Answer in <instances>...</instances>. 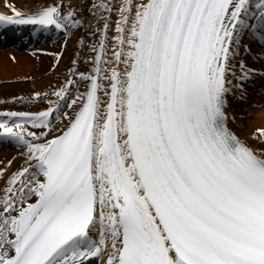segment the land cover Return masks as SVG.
Returning <instances> with one entry per match:
<instances>
[{
  "label": "snow or ice",
  "instance_id": "6c2138e0",
  "mask_svg": "<svg viewBox=\"0 0 264 264\" xmlns=\"http://www.w3.org/2000/svg\"><path fill=\"white\" fill-rule=\"evenodd\" d=\"M5 6L63 39L46 85L0 97V264H264V124L232 107L264 0Z\"/></svg>",
  "mask_w": 264,
  "mask_h": 264
},
{
  "label": "bare ground",
  "instance_id": "6f19581e",
  "mask_svg": "<svg viewBox=\"0 0 264 264\" xmlns=\"http://www.w3.org/2000/svg\"><path fill=\"white\" fill-rule=\"evenodd\" d=\"M14 3L17 7H29L31 0H0V13H9L10 9L6 3ZM13 33H16V35ZM18 35V36H17ZM13 36H15L13 38ZM57 34L53 32L45 33L34 30L31 25H9L0 26V97L16 95L20 92L27 94L29 90L41 88L46 85L51 75L48 68L53 57L41 52V49L52 52L58 50L61 42L51 46ZM258 48L254 49L259 52ZM75 45L69 41L68 49L61 62V69L70 66V58L74 55ZM15 57L13 59L12 57ZM249 64L260 67L255 55L247 58ZM25 76H31L33 80H25ZM247 96L244 100L234 99L232 107L236 117L237 131L243 134L246 129L240 128L241 124L260 125L264 124V75L257 73L246 84ZM17 149L11 144L0 143V160L5 157L10 158Z\"/></svg>",
  "mask_w": 264,
  "mask_h": 264
},
{
  "label": "rangeland",
  "instance_id": "374dc122",
  "mask_svg": "<svg viewBox=\"0 0 264 264\" xmlns=\"http://www.w3.org/2000/svg\"><path fill=\"white\" fill-rule=\"evenodd\" d=\"M62 39H63L62 36H60V37H56V38L54 39L53 43H51V46L53 47V46H54V43H56V42H61Z\"/></svg>",
  "mask_w": 264,
  "mask_h": 264
}]
</instances>
